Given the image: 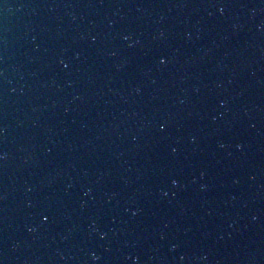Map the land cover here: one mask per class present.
Instances as JSON below:
<instances>
[{"label": "clouds", "instance_id": "1", "mask_svg": "<svg viewBox=\"0 0 264 264\" xmlns=\"http://www.w3.org/2000/svg\"><path fill=\"white\" fill-rule=\"evenodd\" d=\"M161 59L163 60L164 58L162 57Z\"/></svg>", "mask_w": 264, "mask_h": 264}, {"label": "snow or ice", "instance_id": "2", "mask_svg": "<svg viewBox=\"0 0 264 264\" xmlns=\"http://www.w3.org/2000/svg\"><path fill=\"white\" fill-rule=\"evenodd\" d=\"M45 219H47V217H45Z\"/></svg>", "mask_w": 264, "mask_h": 264}]
</instances>
